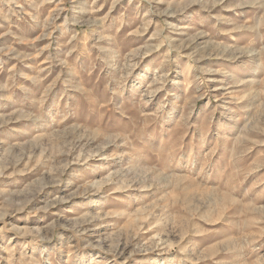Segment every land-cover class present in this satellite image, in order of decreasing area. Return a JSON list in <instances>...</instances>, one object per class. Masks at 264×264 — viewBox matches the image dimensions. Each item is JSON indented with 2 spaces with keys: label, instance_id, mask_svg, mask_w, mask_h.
Wrapping results in <instances>:
<instances>
[{
  "label": "rangeland",
  "instance_id": "rangeland-1",
  "mask_svg": "<svg viewBox=\"0 0 264 264\" xmlns=\"http://www.w3.org/2000/svg\"><path fill=\"white\" fill-rule=\"evenodd\" d=\"M0 264H264V0H0Z\"/></svg>",
  "mask_w": 264,
  "mask_h": 264
}]
</instances>
